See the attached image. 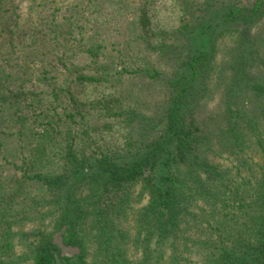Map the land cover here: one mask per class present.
Listing matches in <instances>:
<instances>
[{"label": "trees", "instance_id": "16d2710c", "mask_svg": "<svg viewBox=\"0 0 264 264\" xmlns=\"http://www.w3.org/2000/svg\"><path fill=\"white\" fill-rule=\"evenodd\" d=\"M25 1L0 0V264H264V0H173L156 30L155 0ZM132 78L164 88L150 113ZM114 122L124 148L94 150Z\"/></svg>", "mask_w": 264, "mask_h": 264}, {"label": "rangeland", "instance_id": "374dc122", "mask_svg": "<svg viewBox=\"0 0 264 264\" xmlns=\"http://www.w3.org/2000/svg\"><path fill=\"white\" fill-rule=\"evenodd\" d=\"M252 1L254 0H250L249 3ZM148 15L151 20V30L172 29L178 25L180 11L178 5L175 4L173 0H155L148 11ZM213 31L214 30L210 31L208 28L207 33L198 34L197 37L200 38L201 45L202 42H206L205 39H208V36L211 37L213 35ZM249 35L256 39V43L252 45L249 44V48H254L259 52V54L253 52L252 57L249 59L248 63L251 65V67H248L250 71L249 73L253 76H264V41H262V38H264V14L252 24ZM232 44L233 41L229 36L224 39L223 43H220V49L217 53L215 62L217 67L227 66L230 63L233 64L235 62L238 63L236 59H233L231 55L232 52L229 51V46ZM226 49H228V52H226ZM71 63L77 66H85L87 59L85 56L80 55L76 58L73 57ZM226 69L228 70L227 67ZM80 72L86 74L87 70L84 68V70H81ZM132 80H135V87L141 96L140 102L142 106H147V109H143V111L150 113L156 108L159 101L165 97L164 92L161 91L164 88L160 83H150L149 79L132 78L128 80V83ZM110 91L111 89L106 88L104 85L89 84L85 87L81 96L84 100L94 101L100 98L103 94H109ZM222 94H224V90L221 92L220 88L211 92V95H207L208 99L203 107V111H217L221 105L219 100L222 97ZM261 98L264 99V96ZM125 135V129H119L118 124L115 122L112 123L110 128L102 124L98 129L91 131L92 139L94 140L96 147H98L93 149H101L107 152L122 150L124 148Z\"/></svg>", "mask_w": 264, "mask_h": 264}]
</instances>
